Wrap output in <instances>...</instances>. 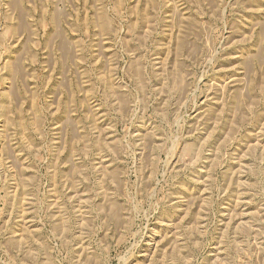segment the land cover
<instances>
[{
  "label": "rangeland",
  "instance_id": "rangeland-1",
  "mask_svg": "<svg viewBox=\"0 0 264 264\" xmlns=\"http://www.w3.org/2000/svg\"><path fill=\"white\" fill-rule=\"evenodd\" d=\"M0 264H264V0H0Z\"/></svg>",
  "mask_w": 264,
  "mask_h": 264
}]
</instances>
